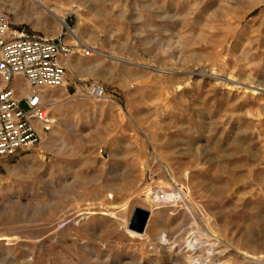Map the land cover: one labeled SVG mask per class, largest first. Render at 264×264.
<instances>
[{
  "label": "rangeland",
  "instance_id": "374dc122",
  "mask_svg": "<svg viewBox=\"0 0 264 264\" xmlns=\"http://www.w3.org/2000/svg\"><path fill=\"white\" fill-rule=\"evenodd\" d=\"M33 1L0 14L73 68L0 158V264H264V0Z\"/></svg>",
  "mask_w": 264,
  "mask_h": 264
},
{
  "label": "built area",
  "instance_id": "2783aa9c",
  "mask_svg": "<svg viewBox=\"0 0 264 264\" xmlns=\"http://www.w3.org/2000/svg\"><path fill=\"white\" fill-rule=\"evenodd\" d=\"M64 34L10 31L6 16L0 14V158L36 145L41 139L40 131L50 129L44 89L64 84L61 60L73 53ZM92 51L88 49L86 54ZM20 77L28 89L24 94L13 82ZM91 94L97 98L106 96L100 85H93Z\"/></svg>",
  "mask_w": 264,
  "mask_h": 264
},
{
  "label": "water",
  "instance_id": "95a60500",
  "mask_svg": "<svg viewBox=\"0 0 264 264\" xmlns=\"http://www.w3.org/2000/svg\"><path fill=\"white\" fill-rule=\"evenodd\" d=\"M148 216H149L148 210L140 208V207H136L134 216L131 222V227L136 229L139 232H142L146 224V221L148 219Z\"/></svg>",
  "mask_w": 264,
  "mask_h": 264
},
{
  "label": "bare ground",
  "instance_id": "6f19581e",
  "mask_svg": "<svg viewBox=\"0 0 264 264\" xmlns=\"http://www.w3.org/2000/svg\"><path fill=\"white\" fill-rule=\"evenodd\" d=\"M37 4H39V5H41L42 7H45L44 6V4L42 3V2H40V1H38V0H34ZM56 13H57V11L56 10H52L51 11V14L58 20V22H59V24L61 25V26H63V25H66V23H65V20L63 19V18H60V17H58L57 15H56ZM71 34L74 36V37H77V35H76V33H75V31H73V30H71ZM78 39V38H77ZM94 51V53L95 52H98V51H96V50H93ZM98 53H100V52H98ZM214 76L215 75H213V78H214ZM217 76V75H216ZM225 81H229V82H234V81H232V80H230V79H226L225 78ZM236 82V81H235ZM250 82H252V83H257L255 80H253V79H251L250 78ZM237 83V82H236ZM245 83V82H244ZM251 84V83H250ZM242 85H244V84H242ZM19 86V85H18ZM248 86V85H247ZM246 86V87H247ZM254 86V85H253ZM249 87V86H248ZM20 88L22 89V87L20 86ZM21 89H20V92H21ZM20 94H22V93H20ZM24 94V93H23ZM51 123H53L54 122V120L51 118ZM104 213V212H103ZM148 220V219H147ZM147 222V221H146ZM145 226H146V224H145ZM144 226V227H145ZM143 234H138L139 236H142V235H145L146 233H145V231H144V229H143ZM129 233H131V235L132 234H137L136 232H134V231H132V230H130L129 231ZM138 233H140V232H138Z\"/></svg>",
  "mask_w": 264,
  "mask_h": 264
},
{
  "label": "crops",
  "instance_id": "0c3cea01",
  "mask_svg": "<svg viewBox=\"0 0 264 264\" xmlns=\"http://www.w3.org/2000/svg\"><path fill=\"white\" fill-rule=\"evenodd\" d=\"M33 3L34 4H36V5H38L39 7H40V5L39 4H37V3H35L34 1H33ZM54 18V20L57 22V24H59L58 23V21H57V19L55 18V17H53ZM44 35H46V34H44ZM46 36H48V35H46ZM62 61V64L64 65V67L65 68H73V66H72V64H71V62L70 61H68V60H64V59H62L61 60ZM20 80H22L23 81V78H19ZM65 81V80H64ZM17 85H19V86H21V84L19 83V84H17ZM22 87V89H21V92L20 93H25L28 89L26 88V87H24L23 85L21 86ZM53 87H51V88H46V89H44V95L45 96H47V95H49V93H50V91H54V89H52ZM54 93V92H53Z\"/></svg>",
  "mask_w": 264,
  "mask_h": 264
}]
</instances>
